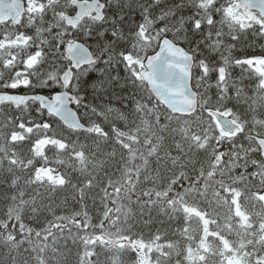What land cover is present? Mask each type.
I'll return each instance as SVG.
<instances>
[{
	"label": "trees",
	"instance_id": "trees-1",
	"mask_svg": "<svg viewBox=\"0 0 264 264\" xmlns=\"http://www.w3.org/2000/svg\"><path fill=\"white\" fill-rule=\"evenodd\" d=\"M104 1L102 20L75 29L59 14L69 0H26L19 23L0 25L2 90L61 89L70 39L97 57L69 86L90 130L33 99L0 107V264H264L251 136L264 135V23L229 13L232 0ZM164 34L194 52L191 114L171 112L139 72Z\"/></svg>",
	"mask_w": 264,
	"mask_h": 264
},
{
	"label": "water",
	"instance_id": "water-1",
	"mask_svg": "<svg viewBox=\"0 0 264 264\" xmlns=\"http://www.w3.org/2000/svg\"><path fill=\"white\" fill-rule=\"evenodd\" d=\"M243 4L257 8L264 18V0H240ZM77 11L66 16V23L73 27L81 21L84 15L95 11L96 18L104 16L105 3L101 0H73ZM25 10L24 0H0V21L13 18L18 21ZM65 50L71 63L61 74L62 89L51 94L44 92L14 93L0 91V104L13 102L23 103L27 98L37 100L41 107L58 117L66 126L73 129H90L78 111L72 105L71 93L68 90L75 70L82 65L96 61L90 47L82 40H70ZM147 80L148 86L156 98L176 113H192L199 102L198 91L192 84L193 53L182 44L167 35L162 36L158 48L144 59V67L140 70ZM225 124L230 120L221 117ZM264 156V136L253 135Z\"/></svg>",
	"mask_w": 264,
	"mask_h": 264
},
{
	"label": "rangeland",
	"instance_id": "rangeland-1",
	"mask_svg": "<svg viewBox=\"0 0 264 264\" xmlns=\"http://www.w3.org/2000/svg\"><path fill=\"white\" fill-rule=\"evenodd\" d=\"M257 66L264 71V60H260L257 62ZM223 264H253L250 262H246L240 255L232 254Z\"/></svg>",
	"mask_w": 264,
	"mask_h": 264
},
{
	"label": "flooded vegetation",
	"instance_id": "flooded-vegetation-1",
	"mask_svg": "<svg viewBox=\"0 0 264 264\" xmlns=\"http://www.w3.org/2000/svg\"><path fill=\"white\" fill-rule=\"evenodd\" d=\"M69 3H70V5H71V8H70V11H68V12H66V13H75V11H76V8H75V5L74 4H72V2H71V0H69ZM235 6H237L238 4L236 3V2H234L233 3ZM74 8V9H73ZM239 8H240V10L242 11V12H244L246 9L244 8V7H241V6H239ZM73 9V10H72ZM72 11V12H71ZM91 16L93 15V13H91L90 14Z\"/></svg>",
	"mask_w": 264,
	"mask_h": 264
},
{
	"label": "bare ground",
	"instance_id": "bare-ground-1",
	"mask_svg": "<svg viewBox=\"0 0 264 264\" xmlns=\"http://www.w3.org/2000/svg\"><path fill=\"white\" fill-rule=\"evenodd\" d=\"M65 16V19H66V16H68V15H64ZM75 29V28H74ZM81 40V39H80ZM83 42H85L84 40H82ZM86 43V42H85ZM90 47V46H89ZM90 49H91V47H90ZM64 51H65V53L67 54V52H66V50H65V45H64ZM91 51H92V53L94 54V52H93V50L91 49ZM193 53V65L195 64V62H196V58H195V55H194V52H192ZM68 55V54H67ZM94 56L96 57V55L94 54ZM73 78H74V76H73ZM72 81H73V79H72ZM76 109V108H75ZM77 110V109H76ZM78 111V110H77ZM78 113H79V111H78ZM79 115H80V113H79ZM80 118H81V115H80ZM82 119V118H81Z\"/></svg>",
	"mask_w": 264,
	"mask_h": 264
}]
</instances>
